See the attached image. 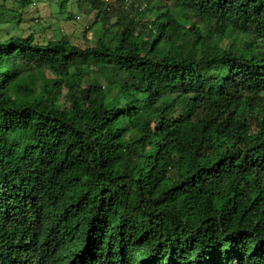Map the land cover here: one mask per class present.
Wrapping results in <instances>:
<instances>
[{
  "label": "trees",
  "instance_id": "obj_1",
  "mask_svg": "<svg viewBox=\"0 0 264 264\" xmlns=\"http://www.w3.org/2000/svg\"><path fill=\"white\" fill-rule=\"evenodd\" d=\"M54 1L98 27L0 40V264H264V0Z\"/></svg>",
  "mask_w": 264,
  "mask_h": 264
},
{
  "label": "rangeland",
  "instance_id": "obj_2",
  "mask_svg": "<svg viewBox=\"0 0 264 264\" xmlns=\"http://www.w3.org/2000/svg\"><path fill=\"white\" fill-rule=\"evenodd\" d=\"M22 1L0 0V40L15 34L27 35L34 32L41 40L66 35L82 46L91 44L86 39L91 40L93 29L98 27L93 25L92 28H86V25L91 26L92 20H86L83 16L76 19L74 13L70 17L69 11H60L54 0H34V3L26 7L22 6ZM11 18L14 20L12 23Z\"/></svg>",
  "mask_w": 264,
  "mask_h": 264
}]
</instances>
